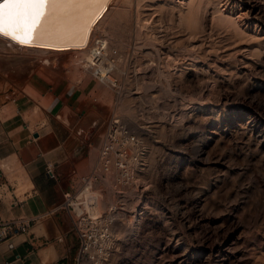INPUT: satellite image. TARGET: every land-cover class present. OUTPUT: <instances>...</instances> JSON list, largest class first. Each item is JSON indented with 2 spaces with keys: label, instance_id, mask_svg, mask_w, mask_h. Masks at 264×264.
<instances>
[{
  "label": "rangeland",
  "instance_id": "obj_1",
  "mask_svg": "<svg viewBox=\"0 0 264 264\" xmlns=\"http://www.w3.org/2000/svg\"><path fill=\"white\" fill-rule=\"evenodd\" d=\"M154 1L140 10L135 3L126 8L128 16L123 22L130 24L126 33L130 34L124 35L127 39L116 38L118 42L113 36L108 37L111 42L116 41L113 46L119 47L120 52L118 59L108 57L113 62L108 68L114 71L111 76L117 77H113L115 83H100L96 68L81 63L84 57L79 53H69L59 58L56 71L43 63L1 67L0 106L16 97L23 98L35 111H59L63 118H56L57 122L62 125L66 121L69 128L74 127L68 133L80 138L85 130L79 128V122L99 120L96 133L85 141L86 149L93 151V164L115 102L113 86L122 88L118 112L139 140L141 189L138 193L115 192L109 182L102 198V191H95L97 209L104 219L110 209L116 212L110 214L116 222L111 229L112 240L103 245V251L93 248L87 255L85 248L79 246L77 264H187V260L220 264L216 253L204 251L203 244L216 248L227 241L234 245L227 250L226 264H264V149L256 152L246 141L232 138L215 149L207 162L199 154L203 125L216 118L210 115L211 109L226 121L222 122L225 130V125H239L237 120L232 121L231 111L220 103V95L225 90L242 93L245 89L231 85L221 91L209 80L198 85L188 82L191 71L196 69L189 65L196 60V64L202 61L200 67L204 61L212 66H204V74L198 67L200 77L221 75L230 80L229 85L234 84L238 73L244 70L240 67L244 55L235 47L224 48L226 44H218L215 39L216 45H222L221 50L215 45L209 51L210 40L203 46L191 43L179 27L177 9L172 13L167 8L172 1L179 7L184 0ZM108 25L101 26L99 36L109 35ZM128 103L129 112L125 111ZM45 125L43 120L36 128ZM208 188L211 193L204 207L203 194ZM139 202L146 205L145 216L139 227L130 228V212ZM222 249L226 251V247Z\"/></svg>",
  "mask_w": 264,
  "mask_h": 264
},
{
  "label": "bare ground",
  "instance_id": "obj_2",
  "mask_svg": "<svg viewBox=\"0 0 264 264\" xmlns=\"http://www.w3.org/2000/svg\"><path fill=\"white\" fill-rule=\"evenodd\" d=\"M151 1L154 0H48L47 5L40 10L41 15L35 23L28 43L22 44L11 37L0 35V68L32 67L39 63L56 68L60 57L69 53H79L84 57L81 63H86L87 68L98 70L100 83L104 81L115 83L114 78L117 77L114 75V78L110 75V78L107 77L102 82L100 81V77L105 76L107 71L111 70L108 67L113 62H109L108 57H117L116 59H118L120 56L119 47L113 46L116 41L113 42L112 38L123 39L130 34V32L126 34L128 24L124 22L127 21L123 22L128 16H126V8L135 3L137 10H140L142 6H148L147 3H151ZM167 5L172 13L177 9L179 27L185 30V35L188 36L191 43H200L203 46L210 40L212 46L208 45L210 46L209 51H211V49H215L214 41L219 40L218 44H226L223 45L224 48L235 47L234 50L236 49L237 52L244 55V62L240 66L244 67V70H240L236 81L230 85V80L221 78V75L212 77V74L211 76L207 74L208 77H200L204 74V66L212 67L208 63H204V57L202 67H200L202 61L196 64V60H193L194 64L189 65L196 69L200 67L203 72L201 74L196 69L195 72L191 71L188 77L189 84L197 83L198 85V83L209 80L210 83L214 82L221 91L231 85L245 89L242 93H236L235 89L234 91L225 90V93L220 95V103H224L228 111H231L232 121L233 119L237 120L239 125L237 123L230 127L225 125V130L222 122L226 121L219 117L215 109H211L210 115H214L216 118L213 121L212 119L211 121L207 120L203 125L200 156L204 157V161L207 162L215 149L222 146L225 140L232 138L246 141L249 147L255 148L256 152L262 151L264 149V0H184L178 4L179 7L174 4V1ZM160 7L162 8V6ZM106 23H109V35L103 38L98 33L101 26ZM125 34L126 36H124ZM109 36H113L111 38L113 43L108 39ZM222 45H218L217 49L221 50ZM119 46L121 48L122 45ZM187 46L189 47L190 44L188 43ZM216 67L218 66L216 65ZM217 74L221 73L217 72ZM203 85L205 84H201V86ZM233 102H236L237 106H233ZM125 111H131L130 103L125 105ZM109 189L111 187H108ZM209 193H211L209 188L204 190V207L208 204ZM94 195L98 196L97 192H94ZM92 202L94 204V201ZM130 215L132 216L130 228L139 227L142 218L133 212H130ZM238 229L237 225L236 230ZM203 245L204 251L216 253L219 263L226 264L227 250L234 245V242L227 241L216 248L208 247L209 244L206 245L205 242ZM223 247H226V251H223ZM185 252L187 253L189 250ZM186 263L195 264L191 260H187Z\"/></svg>",
  "mask_w": 264,
  "mask_h": 264
},
{
  "label": "crops",
  "instance_id": "obj_3",
  "mask_svg": "<svg viewBox=\"0 0 264 264\" xmlns=\"http://www.w3.org/2000/svg\"><path fill=\"white\" fill-rule=\"evenodd\" d=\"M9 100L0 106V222L25 217L32 223L13 250L0 244V264H76L80 242L71 217L58 207L74 176L86 173L97 160L98 155L92 164L93 151L85 141L92 139L99 120L79 122L85 130L80 138L68 133L73 125L57 122L63 118L59 111H35L23 98ZM43 120L45 127L36 128ZM50 164L57 180L47 176Z\"/></svg>",
  "mask_w": 264,
  "mask_h": 264
},
{
  "label": "built area",
  "instance_id": "obj_4",
  "mask_svg": "<svg viewBox=\"0 0 264 264\" xmlns=\"http://www.w3.org/2000/svg\"><path fill=\"white\" fill-rule=\"evenodd\" d=\"M112 73L114 71L111 69L105 76L100 74L102 76L100 81L110 78ZM113 88L116 89V98L101 140L97 160L88 173L74 176L70 188L63 195V203L58 207L71 217L73 232L79 239L80 248H85V255L93 248H101L102 251L105 249L103 245L111 242V229L116 223L114 217H110V214L116 213L114 209L109 208L110 214L104 219V214L97 209L99 200L94 192L101 190V198L105 196L108 182L113 183L112 188L115 192L134 190L138 193L141 189L139 176L142 158L138 151V139L118 112L123 95L122 88L118 84ZM47 176L52 180L58 179L53 164L48 166ZM133 211L136 216L143 217L146 205L139 202ZM31 223L32 219L25 217L1 221L0 244H6L9 250H13L14 241L30 229Z\"/></svg>",
  "mask_w": 264,
  "mask_h": 264
},
{
  "label": "snow or ice",
  "instance_id": "obj_5",
  "mask_svg": "<svg viewBox=\"0 0 264 264\" xmlns=\"http://www.w3.org/2000/svg\"><path fill=\"white\" fill-rule=\"evenodd\" d=\"M48 0H2L0 2V35L28 43L35 23Z\"/></svg>",
  "mask_w": 264,
  "mask_h": 264
}]
</instances>
